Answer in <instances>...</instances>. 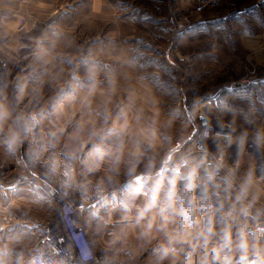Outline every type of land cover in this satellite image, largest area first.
<instances>
[{
  "label": "clouds",
  "instance_id": "clouds-1",
  "mask_svg": "<svg viewBox=\"0 0 264 264\" xmlns=\"http://www.w3.org/2000/svg\"><path fill=\"white\" fill-rule=\"evenodd\" d=\"M129 11L0 0V264H264V110L206 99L235 53Z\"/></svg>",
  "mask_w": 264,
  "mask_h": 264
},
{
  "label": "crops",
  "instance_id": "crops-1",
  "mask_svg": "<svg viewBox=\"0 0 264 264\" xmlns=\"http://www.w3.org/2000/svg\"><path fill=\"white\" fill-rule=\"evenodd\" d=\"M176 2V6L184 7L186 0ZM204 16L205 19L193 26L183 37V46H186L185 42L190 45L192 40L198 43L199 51H210L215 47L220 53L222 63L225 57L235 53L234 59L225 66L230 67L231 80L237 81L223 87L226 91L222 93L221 90L214 97L239 103V97L246 96L264 110V68L257 70L254 64H249L241 47L245 33L253 36L264 33V0H234L221 11H210Z\"/></svg>",
  "mask_w": 264,
  "mask_h": 264
},
{
  "label": "rangeland",
  "instance_id": "rangeland-1",
  "mask_svg": "<svg viewBox=\"0 0 264 264\" xmlns=\"http://www.w3.org/2000/svg\"><path fill=\"white\" fill-rule=\"evenodd\" d=\"M205 1L208 5L203 7ZM214 1L217 4H213ZM232 1L234 0H186L185 6L181 7L176 6L178 5L176 0H119V6L130 9L127 15L136 16L138 20L137 26L141 30L152 35L165 36V39L158 40L157 43H163L175 57L176 52L186 53L195 51L207 54L209 51H199L200 47L198 43L192 40L190 41V45H188V42H185L186 46L184 47L182 44L183 37L193 26L205 19V13L207 14L210 11L219 12ZM174 28L183 29L180 37L177 36ZM157 51L159 54H163L161 49ZM204 58L205 60L210 59L208 56H204ZM230 74V67L224 66V72L214 81L216 93L221 90L224 93L226 89L223 87L237 81L235 79L231 80ZM204 90H207V88ZM214 96L206 97V99L218 102L220 98Z\"/></svg>",
  "mask_w": 264,
  "mask_h": 264
},
{
  "label": "built area",
  "instance_id": "built-area-1",
  "mask_svg": "<svg viewBox=\"0 0 264 264\" xmlns=\"http://www.w3.org/2000/svg\"><path fill=\"white\" fill-rule=\"evenodd\" d=\"M213 4H217V3L214 1ZM203 5H204L203 7H205L206 5H208V3L205 1ZM174 30L177 33V36L180 37L181 34H182L183 29L174 28Z\"/></svg>",
  "mask_w": 264,
  "mask_h": 264
}]
</instances>
